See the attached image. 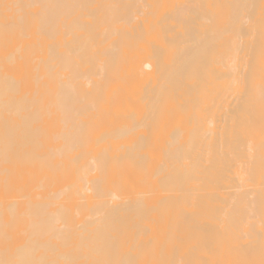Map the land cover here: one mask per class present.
Listing matches in <instances>:
<instances>
[{
    "label": "bare ground",
    "instance_id": "1",
    "mask_svg": "<svg viewBox=\"0 0 264 264\" xmlns=\"http://www.w3.org/2000/svg\"><path fill=\"white\" fill-rule=\"evenodd\" d=\"M0 264H264V0H0Z\"/></svg>",
    "mask_w": 264,
    "mask_h": 264
}]
</instances>
